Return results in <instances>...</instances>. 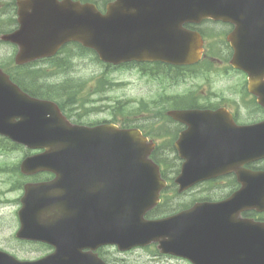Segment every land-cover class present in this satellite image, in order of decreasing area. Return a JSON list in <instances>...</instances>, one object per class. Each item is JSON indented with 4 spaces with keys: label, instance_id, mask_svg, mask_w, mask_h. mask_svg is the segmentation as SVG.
<instances>
[{
    "label": "water",
    "instance_id": "1",
    "mask_svg": "<svg viewBox=\"0 0 264 264\" xmlns=\"http://www.w3.org/2000/svg\"><path fill=\"white\" fill-rule=\"evenodd\" d=\"M121 2L110 4L102 13L95 4L74 0H21V27L7 39L20 45L19 63L51 55L70 40L94 48L101 59L114 63L131 59L190 62L200 54L194 49L198 35L184 31L182 25L205 17L231 20L237 25L233 33L237 51L232 63L249 72L250 89L264 100V32L259 26L246 25L256 20L254 13L264 0ZM0 133L30 147L45 148L23 161V172L56 173L50 181L26 184L20 212L24 225L19 233L50 242L56 251L39 260L24 261L0 250V264H84L88 254L82 249L95 247L93 240L102 243L111 236L92 233L95 224L100 225L98 230L113 228L111 232H119L125 242L168 238V244L184 248L188 244L207 245L205 241L193 243L195 238L227 237L242 238L246 241L242 245L250 247L253 236H261L255 251L264 255V225L244 224L230 229L224 220L214 219L215 207L223 208L225 203L215 207L202 204L178 215L146 220L145 213L158 203L166 181L150 158L151 145L139 130L118 129L114 124H73L55 102L31 97L1 70ZM242 133H248L241 150L244 157L249 160L264 154V144H258L264 135V123L245 127ZM195 156L197 161H187L177 179L183 188L209 176L216 166L227 169L226 160L221 159L227 157L223 152L211 153V159ZM252 191L257 188L247 189ZM99 192H107V209H114V215L106 220L90 215L106 212L98 210ZM83 219L87 225L81 223ZM244 253H250L249 249Z\"/></svg>",
    "mask_w": 264,
    "mask_h": 264
},
{
    "label": "flooded vegetation",
    "instance_id": "2",
    "mask_svg": "<svg viewBox=\"0 0 264 264\" xmlns=\"http://www.w3.org/2000/svg\"><path fill=\"white\" fill-rule=\"evenodd\" d=\"M18 1L20 0H0V68L9 73L16 82L21 78L23 70V66L15 61L18 46L3 40L2 35L14 31L19 26ZM80 1L95 3L105 12L109 4L118 0ZM257 10L258 12L254 13L256 17L252 16L256 20L248 21L246 25L259 26L264 32V5H259ZM184 26L199 32L204 39L203 58L199 62L200 69L192 70L190 75L187 71L188 74L183 77L184 69L189 67L166 64L168 69L164 71L165 78L162 85L164 91L158 94L156 99L162 100L167 109L162 114H159L156 109L137 110L139 114L135 116L134 121L135 124L140 125L136 127L141 128L151 140L156 141L158 149L176 150L172 153L173 163L177 165L179 171L186 161L179 153L184 148L193 147L195 137L188 131L189 124L185 120L173 118L170 110L215 111L209 118L210 125L197 126V129L201 131L197 135L198 142H210L208 145L214 148L222 147V143L227 144L228 137L232 140H241L243 136L238 132L232 133V136L229 134L232 131L235 132L237 126L264 121V106L259 103V97L250 92L248 74L231 64L235 48L230 36L237 28L236 23L224 19L204 18L199 22H187ZM240 39L245 42L242 36ZM219 75H223L226 79H217ZM198 81H202V87H199ZM184 87L186 90H183ZM137 99L146 100V98ZM169 156L163 151L162 158L167 160L161 162L163 169L165 163H171ZM244 168L258 172L256 182L250 181L249 184H256L261 192H236L244 186V181L236 171L226 172L207 182L196 184L194 189L197 192H177L176 195L180 201L182 198L189 197L188 202L191 203L180 210L200 202L222 203L225 201V206L222 209H218L220 206L215 207V214L212 215L215 218L224 219L225 225L230 229L242 225L245 220L264 223V156L256 161L244 163L241 169ZM250 195L260 197L253 199L249 197ZM21 226L22 221L18 220L12 238L0 237V242L4 241L8 244L9 241L14 240L17 242V248L22 246L25 239L18 236ZM2 232L0 231V234ZM257 238L260 237L253 236L249 242L258 244ZM203 240L195 238L193 243ZM164 241L168 239L164 238ZM214 241L215 243L206 239V246H193V251L187 256L171 252L163 253L157 242L127 251L120 250L117 245L105 244L95 250L85 249L84 252L96 253L97 257L91 255L90 259L84 260V264H101L100 260L105 264H254L249 259L263 257L257 253H244L254 247L242 245L246 242L242 238L235 240L231 237L217 238ZM140 249L146 250V253L136 254L135 251ZM215 249L225 250V253L204 252ZM44 250L46 252L41 256L53 252L55 246L47 244ZM198 250H203V253Z\"/></svg>",
    "mask_w": 264,
    "mask_h": 264
},
{
    "label": "rangeland",
    "instance_id": "3",
    "mask_svg": "<svg viewBox=\"0 0 264 264\" xmlns=\"http://www.w3.org/2000/svg\"><path fill=\"white\" fill-rule=\"evenodd\" d=\"M73 51L84 52V50H80L74 45H69L56 58V61H62L64 56L68 53L71 54ZM69 62L71 65L69 68L70 71L57 74L54 77L51 76L45 80V83H60L71 79L69 86L82 90L83 96L80 97V100L83 101L86 98L97 100L93 102L101 107L100 111L88 113V107L86 105H84L82 109L77 110V112L83 113L84 116L82 119L89 122L111 119V112H113L112 102L117 98H119V100L146 98V100L143 101L147 102L155 100L158 98L157 95L164 91V88H162L163 82L161 81V79H163V75L151 76L149 74H143L136 68L133 69L132 67L111 69L99 62L92 53L85 52L83 55H74ZM48 65L49 63L41 64L43 67H47ZM163 69L164 67L162 65L152 64L147 67V70L149 71L155 70L160 72L163 71ZM100 78H102V82L107 80L110 83L115 82L119 84L113 87L107 86L105 90H102L99 83ZM217 79L225 80L226 78H223V75H219ZM198 84L199 87L203 86L202 81H198ZM183 90H186V87H184ZM137 102L138 101H135L134 105H137ZM78 103V99L73 102V108H76ZM75 117L77 118V116ZM164 152L172 158V154L169 150H164ZM24 154L25 149L22 148L14 149L6 146L0 147V165L2 168L0 169V231H3L0 234V237L7 236L12 238L13 230L15 226H17V211L20 206V197L23 189L14 184V182H17L15 179L16 174L13 173L10 168L14 166V164L20 163ZM4 164H7L6 169H3L2 167ZM171 168L173 169L172 165ZM190 192H197V190L194 189ZM189 199V197H185L179 201L180 199L177 197L173 201H170V208L175 210L178 204L182 201L189 203ZM163 208L166 209V206ZM16 243L17 242L14 240L9 241L8 244H5L3 241L0 242V246L15 252L21 258L28 259L39 258L46 252L43 247H39L34 244H23L22 247L20 246L18 249H15L17 248ZM135 253L144 254L146 253V250L140 249L135 251Z\"/></svg>",
    "mask_w": 264,
    "mask_h": 264
},
{
    "label": "trees",
    "instance_id": "4",
    "mask_svg": "<svg viewBox=\"0 0 264 264\" xmlns=\"http://www.w3.org/2000/svg\"><path fill=\"white\" fill-rule=\"evenodd\" d=\"M86 50L88 53L92 52V50L91 51H89V49H86ZM58 71L60 73L63 72V70H58ZM54 73L57 74V72H52L51 75H53ZM39 75H40L39 77L40 83H39L38 90H36L34 93L35 95L53 97L59 100L61 107L65 111H66V108H68L70 104H72L73 102H75L77 99L80 98V94L82 93L81 90L74 88L72 86H69L70 85L69 80L64 81L63 83H60V84L46 85L45 83H41V81L43 80L42 70H40ZM60 100H63V101H60Z\"/></svg>",
    "mask_w": 264,
    "mask_h": 264
}]
</instances>
